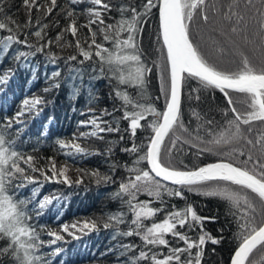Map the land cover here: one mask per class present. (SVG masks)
I'll return each instance as SVG.
<instances>
[{
	"label": "snow or ice",
	"instance_id": "6c2138e0",
	"mask_svg": "<svg viewBox=\"0 0 264 264\" xmlns=\"http://www.w3.org/2000/svg\"><path fill=\"white\" fill-rule=\"evenodd\" d=\"M4 2L0 0V32L6 33L0 36V56L11 52L12 58L20 62L53 43L60 48H73L76 54L69 55L67 61H77L80 57V64L90 62L93 70H98L94 79L108 80L113 99L120 102L112 111L104 109L78 122L79 128H88V131L74 134L71 140L55 142L58 151L73 160L78 156L102 155L78 141L103 140L102 133H119L120 122H127L124 132L128 133L130 144L120 151L134 159L131 164L115 161L110 166L112 173L121 167L128 176L110 193L111 199L121 207L107 214L103 227L113 229V240L135 236L142 243L139 246L120 243L119 256H125L128 264H203L207 244L220 245L224 237H214L205 229V221L216 222V217L199 215L195 204L186 197V193H192L216 198L227 206L237 241L229 264H264V0H139L120 4L111 0H23L28 10V22L24 25L7 15ZM82 3L92 7L82 11L72 7ZM33 9L43 12L42 19L34 24ZM57 9V15H63L67 22L66 27L57 33L55 41L49 39L40 44L50 26L42 20H47ZM154 9H158L157 42L165 56L162 69L161 65H155L160 70L162 109L147 95V77L152 68L143 58L138 39L155 15ZM112 11L119 18L107 22L105 17ZM81 15L86 17V23H79ZM196 22L211 26L208 40L213 52L218 60L229 58L233 68H221L203 52L192 34V25ZM52 26H59V20ZM29 28H36L30 33L35 43L30 42L28 32L20 39L21 32ZM85 28L87 33L82 32ZM66 34H70L74 43L65 39ZM19 46L27 51L19 50ZM48 58L52 63L59 59L51 53ZM12 74L9 70L0 76V85L6 84ZM61 75L59 69L52 71L46 77L50 83L42 91L47 94L59 89ZM78 75L69 79L75 81ZM192 80L197 82V87L191 88L189 99H192L191 93H197L195 100L199 101V92L204 89L223 94L226 105L221 110L220 122L205 119L193 108L197 126L193 129L185 124L184 89ZM80 94L81 87L73 83L69 95L76 98ZM233 94H237L235 98ZM95 99V93L90 91L89 113H95L90 106ZM47 103L44 96L25 97L19 111L12 117L5 115L0 121V264L5 261L7 264H51L42 249L64 241V234L80 239L81 235L98 231L95 220L65 223L58 230L47 226L37 228L29 222L32 219L29 205H33L32 211L39 217L58 199L55 195L40 197L45 182L69 187L83 183L82 176L73 180L68 175L71 165L67 161L58 167L56 159L48 157L45 166L40 167L37 156L17 148V140L26 126L22 118L28 114L39 115ZM238 104L244 107L238 108ZM117 111L121 113L118 120L114 117ZM105 116H113L115 126L104 120ZM138 130L148 133L146 143L136 142ZM42 135L47 136V131ZM119 138L123 140L124 136ZM181 144L195 147L199 154L214 152L222 159L191 169L173 166L165 157H170L174 150L182 151L178 149ZM106 153L113 154L110 144ZM76 171L84 172L98 184L116 183L112 175L99 170ZM30 185L35 186L30 196H23L20 190ZM141 195L150 199L140 200ZM166 197L179 198L185 203L172 204L169 208ZM129 213L130 220L126 221ZM158 215L162 218L157 219ZM218 231L223 233V228ZM45 234L51 239H42ZM180 242L183 246H175ZM161 248L167 252L157 251ZM113 250L110 247L108 252ZM61 251L57 247L51 255H59ZM137 251L138 254L128 255Z\"/></svg>",
	"mask_w": 264,
	"mask_h": 264
},
{
	"label": "trees",
	"instance_id": "16d2710c",
	"mask_svg": "<svg viewBox=\"0 0 264 264\" xmlns=\"http://www.w3.org/2000/svg\"><path fill=\"white\" fill-rule=\"evenodd\" d=\"M111 2L114 4L138 3L139 0H111ZM3 6L7 15L14 18L20 25L28 22V10L23 6V0H5ZM72 7L82 11L92 6L82 3ZM153 11L155 15L150 18L146 30L138 39L143 58L148 67L152 68V72L147 77V95L151 97L152 102L158 108L162 109L163 98L160 96V70L155 65H161L162 69L165 65V56L160 50L161 44L157 42L158 9ZM57 12L58 9L54 10L47 20H42L43 23H49L50 26L46 29L47 35L44 40L40 41V44H44L49 39L55 41L57 33L61 31V28L66 27L67 22L63 15L58 16ZM42 17L43 12L37 13L33 9L31 17L33 24L37 19H42ZM118 18L119 15L116 11H112L105 17L107 22H115ZM57 19L59 20V26H52V23ZM79 23H86V17L81 15ZM93 27L95 28L96 26L93 25ZM35 30L36 28L24 29L21 32L20 39H24V32H28L30 42L35 43V38L30 35ZM82 32L87 33V29H83ZM210 32V25H203L202 22H196L192 25L193 37L209 59L217 63L221 68H233L234 65L230 63L229 58H225L223 61L217 59L208 40ZM5 34L0 32V36ZM65 39L74 43L70 34H66ZM105 46L110 47L108 44ZM19 50L27 51L23 46H19ZM247 51L250 56L253 55L250 49ZM49 53L54 54L59 59L55 63L50 62ZM73 54H76L73 48H60L56 43H53L43 52L30 56L27 61L17 62L12 58L11 52L7 56H0V76L9 70L13 73L6 84L0 85V121L4 119L5 115L12 117L19 111L20 104L25 97H30L33 94L44 96L49 103L43 106V111L39 115L28 114L22 118L26 121V126L23 135L17 140V148L25 153L37 156V164L40 167L45 166L48 157H54L58 167L67 161L71 165L69 173H77L83 178L82 184L79 186L73 184L71 187L64 184L45 182L41 189L40 197L55 195L58 199L53 201L42 216L37 217L32 211L33 205H29V211L32 212V219L29 222L37 226V228L47 226L49 229L58 230L62 224H72L84 220H95L98 224V231L88 235H81L80 239H73L71 236L64 234V241L58 242L50 248L42 249L51 264H128L125 256H119V244L134 243L139 246L142 242L135 236L120 237L117 240H113V229H105L103 227L107 214L119 210L121 207L118 201L111 199L110 193L117 190L118 184L123 182V179L128 176L126 170L121 167H118L115 173H112L110 166L115 161H119L120 164H131L134 159L133 156L120 151L122 147L130 144L128 133L124 132L127 122H120L121 132L119 133H102L103 140L91 138L78 141L82 146L89 148L90 151L104 153L102 155L78 156L73 160L72 157L62 155L55 143L57 139L68 141L71 140L74 134L80 131H88V128H79L78 122L88 120L92 115L99 114L104 109L112 111L120 103L113 99L114 94L108 80L94 79L98 75V70L94 71L90 66V62H85L82 65L79 63L80 57H78L77 61H67V57ZM57 69L62 74L60 78L61 87L45 94L42 90L50 83V81L46 80V77ZM77 74L79 75L75 81L69 79ZM73 83L81 87V94L76 98L69 95V89ZM195 87H197V82L192 80L188 82L184 89L182 115L185 124H190L193 129L196 128L197 121L192 116L193 108L200 112L205 119H214L220 122L221 110L226 105L223 94L218 90L204 89L199 92V101L195 100L197 93H191L192 99H189L190 90ZM90 91L94 92L96 96V99L91 101L90 105L95 109V113L88 112ZM236 95L233 94L234 98ZM237 107L242 109L244 105L238 104ZM81 112L85 114L81 115ZM120 116L121 113L119 111L114 113L116 120ZM103 119L115 126L113 116H105ZM44 131H47V136L42 135ZM121 135L124 136L123 140L119 138ZM147 135L148 133L138 130L136 142L138 144L146 143ZM109 144L113 150L112 155L106 153V148ZM178 149H182V151L174 150L170 157H165L166 160L170 159L173 166L176 167L186 166L191 169L204 163L222 159L221 156L214 152L199 154L195 147L183 144L178 145ZM245 151L247 150L245 149ZM244 158L246 157H240V159ZM141 167H146V165H141ZM76 169H82L85 172L99 170L101 173L112 175L116 183L104 184L101 182L98 184L94 178L84 174V172H77ZM48 174L50 175L51 173ZM33 175L39 180H43L39 173ZM32 187L35 186L30 185L28 188L21 189L20 193L23 196H30ZM186 197L189 202L195 204L199 215L216 217V222L205 221V229L214 237L221 235L224 237L220 245L207 244L203 264H229L230 255L234 251L237 241L234 239L235 225L230 223L231 215L227 206L216 198H204L192 193H186ZM139 199L149 200L150 198L146 195H141ZM165 199L168 201L169 208L172 204L182 206L185 203L179 198L168 199L166 197ZM154 206L159 205L156 204ZM160 218L162 217L158 215L157 219ZM128 220H130V213L126 216V221ZM120 227L122 230H126L125 225ZM221 228H223V233L218 231ZM42 239L49 240L51 238L45 234ZM169 239L171 240L172 238L169 237ZM175 246L183 245L180 242L175 244ZM57 247L61 248L62 251L59 255L52 256V251ZM110 247L114 248L112 252H108ZM157 251L167 252V249L161 248L157 249ZM134 254H138V251L128 255ZM5 264H7V261H5Z\"/></svg>",
	"mask_w": 264,
	"mask_h": 264
},
{
	"label": "rangeland",
	"instance_id": "374dc122",
	"mask_svg": "<svg viewBox=\"0 0 264 264\" xmlns=\"http://www.w3.org/2000/svg\"><path fill=\"white\" fill-rule=\"evenodd\" d=\"M68 175L71 177V179L75 180L79 175L77 173H68Z\"/></svg>",
	"mask_w": 264,
	"mask_h": 264
},
{
	"label": "water",
	"instance_id": "95a60500",
	"mask_svg": "<svg viewBox=\"0 0 264 264\" xmlns=\"http://www.w3.org/2000/svg\"><path fill=\"white\" fill-rule=\"evenodd\" d=\"M221 160H216V161H213V162H208V163H204V164H202V165H200V166H204V165H206V164H209V163H217V162H220ZM199 167V166H198Z\"/></svg>",
	"mask_w": 264,
	"mask_h": 264
}]
</instances>
